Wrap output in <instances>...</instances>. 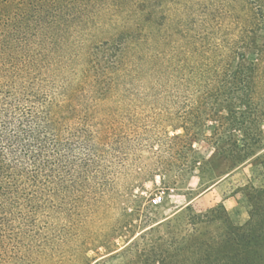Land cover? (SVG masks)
<instances>
[{
    "label": "trees",
    "instance_id": "obj_1",
    "mask_svg": "<svg viewBox=\"0 0 264 264\" xmlns=\"http://www.w3.org/2000/svg\"><path fill=\"white\" fill-rule=\"evenodd\" d=\"M135 6L0 0V264H40L70 247L73 210L66 205L89 196L105 150L117 152L115 119L110 108L98 112L95 97L132 94L146 72L137 61ZM242 7L241 35L228 48L235 65L206 67L197 82H180L197 97L190 109L195 122L205 108L213 135L223 134L236 149L257 141L264 122V34L255 59L238 51L244 33H264V0H243ZM256 192L246 223L176 249L181 261L172 264H260L264 189ZM56 209L67 221L59 231L49 224Z\"/></svg>",
    "mask_w": 264,
    "mask_h": 264
},
{
    "label": "rangeland",
    "instance_id": "obj_2",
    "mask_svg": "<svg viewBox=\"0 0 264 264\" xmlns=\"http://www.w3.org/2000/svg\"><path fill=\"white\" fill-rule=\"evenodd\" d=\"M135 2L137 61L146 72L132 94L95 97L98 112L110 108L115 119L117 152L105 150L89 196L66 205L70 247L40 264L180 262L176 249L246 223L264 189V122L257 141L236 149L213 135L205 108L195 122L197 97L180 83L197 82L206 67L235 65L228 48L241 35L243 0ZM263 34L244 33L238 51L255 59ZM52 214L50 227L59 231L67 221L58 209ZM259 252L264 264V245Z\"/></svg>",
    "mask_w": 264,
    "mask_h": 264
}]
</instances>
